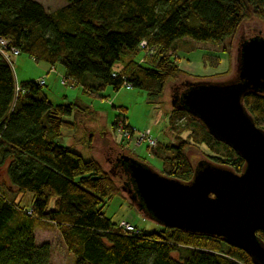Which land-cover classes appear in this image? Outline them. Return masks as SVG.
Here are the masks:
<instances>
[{
  "label": "trees",
  "instance_id": "trees-1",
  "mask_svg": "<svg viewBox=\"0 0 264 264\" xmlns=\"http://www.w3.org/2000/svg\"><path fill=\"white\" fill-rule=\"evenodd\" d=\"M256 16L264 25V0H67L51 11L37 0H0V36L20 54L63 66L71 85L85 91L100 93L108 86L119 91L129 84L158 97L171 86V127L177 130V116L187 117L193 141L214 152L203 165L242 173L245 158L182 106L187 89L215 81H182L186 73L174 53L178 41L187 38L220 44ZM141 47L151 53L147 63L135 59ZM118 61L123 67L116 69ZM45 84L19 83L0 51V171L6 169L0 178V264H51V242L37 239L41 226L60 231L75 264H258L247 250L215 235L162 223L151 232L136 225L135 233L113 222L105 207L124 190L134 197L131 205L154 220L136 190L126 154L114 166L124 171L122 185L95 159L58 143L63 127L71 123L66 115L74 112L73 105L53 102ZM243 102L264 128V90H251ZM191 143L180 139L171 145L164 176L186 183L193 178ZM28 193L31 201L24 206L18 196ZM257 232L264 240V231Z\"/></svg>",
  "mask_w": 264,
  "mask_h": 264
},
{
  "label": "rangeland",
  "instance_id": "rangeland-1",
  "mask_svg": "<svg viewBox=\"0 0 264 264\" xmlns=\"http://www.w3.org/2000/svg\"><path fill=\"white\" fill-rule=\"evenodd\" d=\"M47 10H56L67 0H37ZM252 8V6H251ZM264 37L263 22L256 16L239 26L238 31L224 42L210 43L197 42L191 39H182L176 46V62L185 70L183 80L207 79L212 81H226L237 74L241 43L252 36ZM151 53L147 48H140L135 59L146 62ZM16 80L22 81L46 80L43 90L56 103L71 102L73 113L66 115L69 122L62 129L58 138L60 143L72 146L80 152L86 160L95 159L99 164L113 173L118 182L124 185V171L115 168V162L122 154L134 156L161 174L164 168V158L172 155L171 145L177 144L180 139H188V155L195 169L201 161L211 159L212 150L205 144L193 141V128L187 125L188 118L177 116L174 126L171 127L169 112L174 107V92L168 86L162 96L153 97L136 87L122 86L119 91L112 87L101 90L100 93L85 91L82 85L72 86V81L66 79L65 68L61 65L51 67L45 62H38L27 54L13 55ZM125 61V59H124ZM147 63V62H146ZM118 61L116 69L123 67ZM185 85L182 86V89ZM134 125L136 136L148 132L147 138L139 144L135 137H125V132ZM129 129V130H126ZM158 139L156 145L153 140ZM133 139V140H131ZM154 145V146H153ZM163 146L165 149H159ZM157 148V149H156ZM159 150L155 153L153 150ZM6 176V169L0 171V178ZM31 193L19 195L22 203L27 206L31 201ZM131 196L124 190L105 207L107 216L113 222L121 225L122 221L129 220L145 232L156 231L161 224L144 216L137 207L131 205ZM38 242H51V264H75V256L68 251L60 231L55 227L41 226L37 228ZM177 257V254H174Z\"/></svg>",
  "mask_w": 264,
  "mask_h": 264
},
{
  "label": "water",
  "instance_id": "water-1",
  "mask_svg": "<svg viewBox=\"0 0 264 264\" xmlns=\"http://www.w3.org/2000/svg\"><path fill=\"white\" fill-rule=\"evenodd\" d=\"M239 49L238 77L191 86L182 94V106L245 158L242 173L201 161L186 183L134 157L124 159L156 222L218 236L264 264V240L257 232L264 231V128L243 102L251 90H264V37H249Z\"/></svg>",
  "mask_w": 264,
  "mask_h": 264
},
{
  "label": "built area",
  "instance_id": "built-area-1",
  "mask_svg": "<svg viewBox=\"0 0 264 264\" xmlns=\"http://www.w3.org/2000/svg\"><path fill=\"white\" fill-rule=\"evenodd\" d=\"M0 51L4 54L5 58L12 63V66L14 63L13 55L17 56V55H20V53H21V51L18 48L11 47V46L9 47V40L2 37V36H0ZM45 81L46 80L43 79V80H41V83L43 84V83H45ZM126 85L128 88L131 87V85H129V84H126ZM17 90H20V85L18 86ZM132 134H133V137H135L134 141L136 144H139L140 141L143 142L144 138H147L148 136H150V135H148L147 131L144 132L140 136H138V135L136 136V134L133 132H132ZM132 134L129 130L128 132H125V137L130 139L132 137ZM131 140H133V139H131ZM152 140H153V144L156 145L158 142V139L152 138ZM142 142H140V143H142ZM120 227H122L124 229V231L135 232V233L138 232L136 225L129 220L122 221Z\"/></svg>",
  "mask_w": 264,
  "mask_h": 264
},
{
  "label": "crops",
  "instance_id": "crops-1",
  "mask_svg": "<svg viewBox=\"0 0 264 264\" xmlns=\"http://www.w3.org/2000/svg\"><path fill=\"white\" fill-rule=\"evenodd\" d=\"M46 83H47V81H45ZM58 143H60V140H58ZM60 144H62V143H60ZM64 145V144H63Z\"/></svg>",
  "mask_w": 264,
  "mask_h": 264
}]
</instances>
